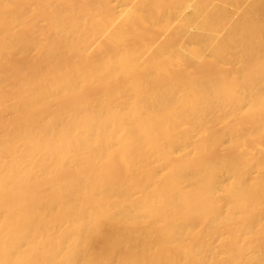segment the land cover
I'll list each match as a JSON object with an SVG mask.
<instances>
[{
  "label": "bare ground",
  "instance_id": "6f19581e",
  "mask_svg": "<svg viewBox=\"0 0 264 264\" xmlns=\"http://www.w3.org/2000/svg\"><path fill=\"white\" fill-rule=\"evenodd\" d=\"M0 264H264V0H0Z\"/></svg>",
  "mask_w": 264,
  "mask_h": 264
}]
</instances>
